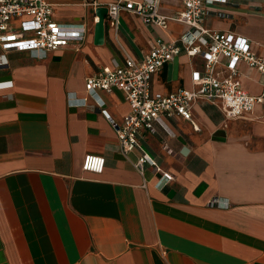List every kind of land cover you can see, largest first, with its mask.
Listing matches in <instances>:
<instances>
[{
    "label": "crops",
    "instance_id": "0c3cea01",
    "mask_svg": "<svg viewBox=\"0 0 264 264\" xmlns=\"http://www.w3.org/2000/svg\"><path fill=\"white\" fill-rule=\"evenodd\" d=\"M113 0H51L52 17L84 25L83 39L44 56L0 49V264H264V103L227 119L205 100L191 107L197 127L180 116L142 133L139 143L163 173L123 155L113 123L129 111L122 93L87 97L86 79L102 68L141 60L157 38L186 29L147 26L121 12L94 42L95 9ZM160 0L159 11L180 10ZM178 26V32L169 27ZM203 27L247 38L264 56V0H227L207 8ZM5 63V64H4ZM199 56L180 54L151 81L152 92L192 90ZM252 95L260 75L239 65ZM85 99L71 107L69 98ZM105 110L109 119L101 113ZM86 155L103 157L101 174L82 170Z\"/></svg>",
    "mask_w": 264,
    "mask_h": 264
},
{
    "label": "built area",
    "instance_id": "2783aa9c",
    "mask_svg": "<svg viewBox=\"0 0 264 264\" xmlns=\"http://www.w3.org/2000/svg\"><path fill=\"white\" fill-rule=\"evenodd\" d=\"M180 10L170 15L159 11L160 0H113L107 8V20L117 30L121 12L138 16L145 25L166 30L170 22L186 27L174 40L157 38L148 53L137 61L127 57L122 66L102 68L85 81L87 97L100 107L103 101L99 91H120L129 111L121 124L112 122L123 155L138 150L140 156L133 164L142 174L145 166L162 173L163 187L173 177L163 173L155 161L143 151L139 143L142 133H155L156 126L169 133L162 119L173 115L188 121L197 130L191 107L198 100H205L227 119L245 118L253 109L264 103V56L257 55L250 41L238 34L215 31L203 27L207 8L227 0H179ZM84 25L63 24L52 17L51 0H0V49L5 52H28L41 57L46 53L81 42ZM199 56L202 70L193 73L194 89H181L167 94L152 92L153 76L180 54ZM5 64V63H4ZM245 65L260 75L261 91L252 95L243 89L239 80V65ZM71 107L82 106L85 99L69 98ZM102 115L109 119L105 110ZM105 166L103 157L86 155L82 170L101 174Z\"/></svg>",
    "mask_w": 264,
    "mask_h": 264
},
{
    "label": "water",
    "instance_id": "95a60500",
    "mask_svg": "<svg viewBox=\"0 0 264 264\" xmlns=\"http://www.w3.org/2000/svg\"><path fill=\"white\" fill-rule=\"evenodd\" d=\"M95 15L98 17V21L95 23L94 28V42L96 45H101L104 39V23L107 18V8L102 6L96 8Z\"/></svg>",
    "mask_w": 264,
    "mask_h": 264
},
{
    "label": "rangeland",
    "instance_id": "374dc122",
    "mask_svg": "<svg viewBox=\"0 0 264 264\" xmlns=\"http://www.w3.org/2000/svg\"><path fill=\"white\" fill-rule=\"evenodd\" d=\"M169 29L171 31L178 32L180 30V27H178V26H172V27H169Z\"/></svg>",
    "mask_w": 264,
    "mask_h": 264
}]
</instances>
